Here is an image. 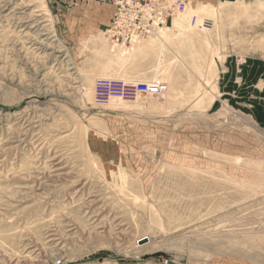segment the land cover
<instances>
[{
    "label": "rangeland",
    "instance_id": "rangeland-1",
    "mask_svg": "<svg viewBox=\"0 0 264 264\" xmlns=\"http://www.w3.org/2000/svg\"><path fill=\"white\" fill-rule=\"evenodd\" d=\"M114 1L0 0V264H264V0L75 28Z\"/></svg>",
    "mask_w": 264,
    "mask_h": 264
},
{
    "label": "built area",
    "instance_id": "built-area-1",
    "mask_svg": "<svg viewBox=\"0 0 264 264\" xmlns=\"http://www.w3.org/2000/svg\"><path fill=\"white\" fill-rule=\"evenodd\" d=\"M115 14L109 25L113 41H139L149 38L162 29L179 11H185L184 0H115ZM97 98L127 99L138 94H159L163 87L154 82L128 83L110 79H98L94 86Z\"/></svg>",
    "mask_w": 264,
    "mask_h": 264
},
{
    "label": "crops",
    "instance_id": "crops-1",
    "mask_svg": "<svg viewBox=\"0 0 264 264\" xmlns=\"http://www.w3.org/2000/svg\"><path fill=\"white\" fill-rule=\"evenodd\" d=\"M74 13H77V16L82 17L83 19L77 21L80 23L75 28L89 29L90 34L93 33H101L102 30H106L109 28V25L114 17V10L107 7L102 8H92V9H82L76 10ZM84 36V35H83Z\"/></svg>",
    "mask_w": 264,
    "mask_h": 264
},
{
    "label": "bare ground",
    "instance_id": "bare-ground-1",
    "mask_svg": "<svg viewBox=\"0 0 264 264\" xmlns=\"http://www.w3.org/2000/svg\"><path fill=\"white\" fill-rule=\"evenodd\" d=\"M177 21H175L174 23H176Z\"/></svg>",
    "mask_w": 264,
    "mask_h": 264
}]
</instances>
